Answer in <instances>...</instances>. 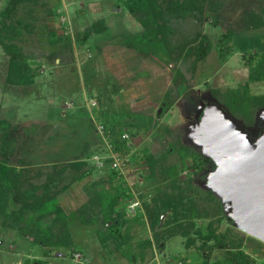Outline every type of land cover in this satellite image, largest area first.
I'll return each mask as SVG.
<instances>
[{"label":"rangeland","instance_id":"374dc122","mask_svg":"<svg viewBox=\"0 0 264 264\" xmlns=\"http://www.w3.org/2000/svg\"><path fill=\"white\" fill-rule=\"evenodd\" d=\"M216 2L218 12L209 9L203 24L191 16L179 23L184 22V31L190 33L203 26L215 43L212 50L197 61L194 71L187 68L192 66L193 56H188L184 63L182 60L177 62L187 73L186 87L179 93L172 92L171 96L168 89L175 85L176 65L156 53L146 54L128 42V37L142 32L143 24L123 0H23L20 3L19 17L28 26L18 34L16 41L24 46L29 67L36 76L28 84L8 83V55L0 45V119L28 125L34 121H51L36 132L29 144L25 143L22 149L24 162L18 165L23 173L34 176L39 169H49L52 163L62 164L76 156L81 159L92 153L87 161L94 167L93 172L82 181L73 182L57 198L66 211L81 207L87 199L85 182L102 179L103 183L99 185L106 188L120 182L118 178L110 180L112 166L105 158L111 149L95 122L98 120L97 105L94 106L92 100L102 93L106 113L112 117L133 114V117L123 118L122 129L130 134L129 156L138 153L134 160L123 165L124 179L134 195L141 199V194L145 193L152 197L167 191L176 192L177 188L166 183L170 180L164 182L162 174L151 173L143 157V148L148 147L160 157L172 141L180 140L183 145L201 153L196 159L199 165L191 167L194 155L185 156L177 150L169 153L164 162L175 166L181 183L186 180L190 183L184 194L193 198L201 210L207 208L209 213L185 217L179 207V219L184 225L194 221L188 235H184L182 227H175L173 232L169 230L172 224L164 225L173 212L171 207L165 209L163 222L157 227L160 231L157 240L155 228L144 211V202L142 207L132 211L128 200L129 203L119 205L126 209L122 242L113 238L107 243L102 242L97 233V222L82 225L75 216L70 224L72 243L52 248L50 255L44 254L47 246L31 241L18 229L3 228L0 221V264H182L201 262L206 258L210 263L219 259L228 264L226 249L232 246L218 244L215 238H207L198 232L199 228L208 231L209 222L216 226L217 234L232 229L228 234L230 238L244 236L242 247L255 257L254 264H264V241L242 227L232 209H225L219 183L225 169L229 176L234 173L237 153L234 143L237 140L244 142L247 139L256 147L264 148V105L256 108L254 121L248 122L228 107L225 96V92L232 89L240 93L246 92L247 88L251 94L264 93V79L250 80L252 68L247 62L250 53L264 52V26L244 27L246 13L252 9L263 12L264 0ZM10 3L11 0H0V25ZM102 18L109 24L107 31L93 33L84 39L85 28ZM228 27L241 29V36H247V42H237L233 50L221 55L217 40ZM56 28L58 32L54 31ZM60 31L64 33L60 34ZM184 38L180 32L175 39L181 41ZM257 38L262 41V48ZM69 42L73 46H69ZM99 44L102 47H98ZM57 52L60 54L56 55ZM109 78L120 85L117 91L112 90L114 85ZM168 96L174 103L165 107ZM202 99L206 101L204 114L195 118V110ZM61 109H66V114H61ZM73 172L74 169L69 168L65 180L71 181ZM230 178H234L233 175ZM38 179L40 177H33V180ZM230 182L235 181L231 179ZM219 198L223 201V214L217 212ZM58 200L52 201L53 204L60 202ZM51 220L50 215L45 216L43 223L48 224ZM189 235L195 241L186 245Z\"/></svg>","mask_w":264,"mask_h":264},{"label":"trees","instance_id":"16d2710c","mask_svg":"<svg viewBox=\"0 0 264 264\" xmlns=\"http://www.w3.org/2000/svg\"><path fill=\"white\" fill-rule=\"evenodd\" d=\"M23 0H11L10 5L7 6L2 18V25H0V45L6 50L8 55V78L6 81L11 84H28L33 81L36 73L29 67V56L25 53L24 46L16 41L18 34L21 33L24 27L28 26L23 18L19 17L18 6ZM125 6L131 13L142 22V32L137 33L134 37H128V42L135 45L137 48L143 50L142 52L156 53L161 59H170L176 65L174 69L173 82L175 85L170 86L168 94L172 92L179 93L184 90V83L187 80L186 71L177 65L180 60L183 63L188 56H193L192 66H188V70H195V65L198 60L204 58L210 50H212L215 41L211 39L209 34L203 30V26L197 28L194 33L184 31L183 18L193 17L202 21L207 18V11L209 9L218 12V5L216 0H123ZM264 12V10H263ZM260 11L250 10L246 14L245 28H259L264 26V14ZM218 23V21H215ZM109 24L106 18L95 21L88 25L83 37L88 39L93 33L101 34L107 31ZM56 28L54 31H57ZM58 32V31H57ZM183 32L185 38L177 41L178 33ZM64 31H60L63 34ZM242 30L228 27L217 40L220 47V54L225 55L227 52L233 50L237 46V42L245 44L247 36H241ZM262 48V41L260 38L256 39ZM71 42H69L70 44ZM148 45V47H146ZM69 46H73L70 44ZM157 46L155 49L154 47ZM98 47H102L100 44ZM158 51V53H157ZM254 51L249 54L247 62L250 64L252 70L250 73V80L264 79V52L260 53ZM60 53L57 52L56 55ZM113 82V91H117L120 85L109 78ZM108 82V81H107ZM247 87L248 82L245 83ZM248 89V88H247ZM246 92L240 93L235 89L225 92L228 97V107L236 113L241 115L248 122L254 121V112L260 105H264V93L251 94ZM100 92V91H99ZM102 94V93H101ZM98 93V104L95 108V113L98 120L103 122L106 126V133H108L109 141L112 148L119 153H128L131 150L130 141L122 138V126L124 124V117H133L130 112L127 115L111 116L104 110L103 96ZM101 95V96H100ZM170 96L165 100V107H170L174 100ZM102 98V99H101ZM51 124V121L37 122L34 121L29 125L26 123H15L11 120L0 119V221L3 228L18 229L23 236H28L33 242L40 243L47 246L44 254L50 255L51 249H57L59 246H66L72 243V231L70 224L74 221V217L78 216L81 224L87 225L97 222L99 224L98 231L100 240L106 242L109 238L119 239L123 241V223H125V210L120 208L122 202L129 203L135 199L132 187L124 179V174H119V171L112 168L110 180L119 179L120 182L112 183L111 187H101L99 183H103L102 179L87 181L84 183V189L87 191V199L83 205L75 210L66 211L62 201L57 198L59 194L69 188V186L77 180L82 181L88 177V174L93 172L94 167L89 166L87 158L81 159L76 156L65 163H52L46 171L39 169L34 173L35 177H40L38 180H33V175L23 173L22 167L18 166L24 162L22 149L25 143L29 144L36 132ZM96 124V123H95ZM179 151L183 155L193 154L194 159L191 167H197L199 161L197 157L201 153L192 149L191 146L183 145L180 140H174L168 146L167 152L158 157L149 148H143V157L146 159L151 173H160L164 176V182L170 187L177 188L176 192H166L163 195H153L148 197L150 193L141 194V199L144 202V211H147L150 225L155 228L156 238L160 231L157 227L160 225L161 215L163 211L169 207L173 209L169 219H165L164 225L172 224L170 231H175V227L181 228L184 235H188L189 229L194 224V221H189L185 225L179 219V207L181 214L185 217L194 215H204L209 213L207 208L201 210L197 202L184 194L187 186L190 187L188 180L184 181V186L180 178V174L175 171L174 165H166L165 159L169 153ZM130 155V154H129ZM138 153L128 156V160H134ZM140 155V153H139ZM106 162L111 163L112 157L108 156ZM201 162V161H200ZM71 168L74 169L72 173L73 178L67 181L65 173ZM158 194V193H157ZM213 198L210 193L209 196ZM56 202L54 205L52 201ZM128 200H130L128 202ZM217 202V212L223 214V201L221 198ZM14 204H12V203ZM138 211H142L138 209ZM218 213V214H219ZM50 215L52 220L48 224L43 223V218ZM218 221L221 218H217ZM111 221V223H109ZM109 223V224H108ZM209 232L204 228H199L200 235H205L207 238L216 239L218 244L225 245L227 243L232 247H227L228 264H254L255 257L242 247L244 236H239L237 239L228 236L232 229L226 233L217 234V228L213 222H209ZM208 232V233H205ZM128 236V235H126ZM129 237V236H128ZM127 237V239H128ZM126 239V240H127ZM195 241L191 235L188 236L186 245H190ZM182 264H225L217 259L213 263L208 262V259L201 262H182Z\"/></svg>","mask_w":264,"mask_h":264},{"label":"water","instance_id":"95a60500","mask_svg":"<svg viewBox=\"0 0 264 264\" xmlns=\"http://www.w3.org/2000/svg\"><path fill=\"white\" fill-rule=\"evenodd\" d=\"M205 103V101L200 103L195 118L201 117ZM235 136L237 135L234 134ZM237 141L234 143L237 149L234 173L229 176L224 166L225 172L221 173L222 181L219 182L220 194L224 198L225 209L227 211L232 209L235 212L234 216L240 219L241 226L264 241V148L256 147L247 139L244 142ZM239 147L245 148L247 152L241 151ZM232 175L234 178H230ZM229 179H234L235 182L231 183ZM163 218L162 215L160 225Z\"/></svg>","mask_w":264,"mask_h":264},{"label":"built area","instance_id":"2783aa9c","mask_svg":"<svg viewBox=\"0 0 264 264\" xmlns=\"http://www.w3.org/2000/svg\"><path fill=\"white\" fill-rule=\"evenodd\" d=\"M90 103V102H89ZM93 105H97L98 104V100L95 98L92 100ZM96 114V113H95ZM95 122L98 123V128L99 131H101V133L103 134V138L105 140V142L108 144V148H110L111 153H109L108 156L112 157L111 160V166L112 168L116 169L119 171V174H124L123 173V165H125L127 163V159L129 154H131V152L128 153H119L116 150H114V148H112L110 141H109V136L108 133H106V126L103 122L95 120ZM122 138L126 139V140H130V134L128 133V131H123L121 134ZM125 175V174H124ZM129 206L132 207V211H135L136 208L142 207L143 206V201L142 199L138 198L137 196H135V199L132 201H130Z\"/></svg>","mask_w":264,"mask_h":264},{"label":"flooded vegetation","instance_id":"af4514ba","mask_svg":"<svg viewBox=\"0 0 264 264\" xmlns=\"http://www.w3.org/2000/svg\"><path fill=\"white\" fill-rule=\"evenodd\" d=\"M202 101H205V100H204V99H202V100L200 101V103H201ZM205 102H206V101H205ZM200 103H198V107H199ZM204 106H205V105H204ZM198 107L196 108V110H195V113H196V111H197ZM203 108H204V107H203ZM195 113H194V117H195Z\"/></svg>","mask_w":264,"mask_h":264},{"label":"crops","instance_id":"0c3cea01","mask_svg":"<svg viewBox=\"0 0 264 264\" xmlns=\"http://www.w3.org/2000/svg\"><path fill=\"white\" fill-rule=\"evenodd\" d=\"M13 85H16V84H13ZM20 88H22L21 86H19ZM61 114H66V109H61ZM64 110V111H63ZM63 112V113H62Z\"/></svg>","mask_w":264,"mask_h":264}]
</instances>
